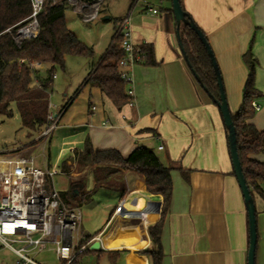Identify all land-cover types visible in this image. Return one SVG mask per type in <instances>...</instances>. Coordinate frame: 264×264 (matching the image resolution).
<instances>
[{"label":"crops","instance_id":"0c3cea01","mask_svg":"<svg viewBox=\"0 0 264 264\" xmlns=\"http://www.w3.org/2000/svg\"><path fill=\"white\" fill-rule=\"evenodd\" d=\"M180 1L213 50L233 113L240 106L247 77L242 55L253 40L258 61L255 83L261 96L255 100L260 109L250 122L264 131V0ZM139 2L143 12L134 10L130 14L132 39L137 45L153 47L156 64L144 59L129 69L133 104L118 109L96 86L99 92L90 93L93 101L89 99L82 119L59 125L70 106L67 102L56 128H80L75 133L83 143L89 137L95 148L117 149L124 157L138 147H151L164 165L172 167V198L161 234L162 264H248V213L233 172L220 111L183 56L171 13L172 0H157V4L133 0L132 4ZM28 147L11 150L20 152ZM78 150L81 148H73L75 156ZM259 157L264 159V153ZM67 163L71 170L72 161ZM125 183L126 194L117 203L122 204L121 211H115L116 205L94 233L83 230L86 224L82 222L81 232L83 238L92 236L85 242L92 240L89 249L98 240L100 249L126 250L115 264H151L142 251L153 246L148 228L161 218L163 196L148 191L144 180L134 174L126 173ZM103 189L107 195L119 197V192ZM135 192L153 195V209L141 207L140 197L132 195ZM253 194L257 218L255 264H264V200ZM123 233L136 238L135 246L125 242ZM9 250V264H14L15 254ZM31 255L42 264H63L50 245ZM81 264H110V260L106 254H89Z\"/></svg>","mask_w":264,"mask_h":264},{"label":"trees","instance_id":"16d2710c","mask_svg":"<svg viewBox=\"0 0 264 264\" xmlns=\"http://www.w3.org/2000/svg\"><path fill=\"white\" fill-rule=\"evenodd\" d=\"M68 8L70 6L67 0L55 4H52L51 0H45L44 8L38 17L39 35L36 38L25 40L21 47H17L10 33L1 32L30 14L31 1L0 0V115L10 117L12 115L11 104L15 103L21 122L28 128L30 135H39L48 123L49 99L55 68L64 67L65 58L68 55H93L92 48L68 28L65 20V11ZM171 13L173 14L172 10ZM115 28L116 22L114 32ZM180 33L192 68L199 75L201 83L219 99L217 78L204 45L188 26L183 25ZM252 42L253 40L242 55L247 68V77L242 88L241 103L238 110L231 114L236 129L237 151L244 177L253 197V193L256 192L264 200V159L259 157L264 153V131L259 130L250 122L256 113L252 102L261 96V91L255 83L258 61L253 53ZM141 48L146 62L156 64L153 60V47L146 44ZM123 55L121 42L119 38H115L114 34L111 45L86 79L87 82L96 85L118 109L134 99L127 94L126 82L119 74V60ZM34 62L41 63L45 68L44 72L38 67H31L30 64ZM214 104L216 105L215 102ZM74 160L79 170L84 171L85 175L71 183L70 191H60L61 197L69 206L80 207L78 202L88 201L95 190L103 187L119 192V199L123 198L127 190L126 173L142 178L148 191L163 196L161 218L148 228L153 246L151 249L142 251L149 256L151 264H162L161 234L172 198V167L164 165L156 150L151 147H138L124 157L117 149L95 148L89 137L85 139L83 148L76 151ZM61 169L65 173H70V165L67 161L62 162ZM180 170L186 173V170L182 168ZM89 172L93 177L94 188L86 191V174ZM74 189H78L79 193L75 194ZM132 195L140 197L141 207L147 205L148 209H153V195L136 192ZM75 200H77L76 204ZM150 218L152 219L153 215ZM90 237L92 236H84L79 246L88 241ZM124 252L126 250L87 248L77 253L69 264H81L82 259L89 254H106L110 264H115Z\"/></svg>","mask_w":264,"mask_h":264},{"label":"built area","instance_id":"2783aa9c","mask_svg":"<svg viewBox=\"0 0 264 264\" xmlns=\"http://www.w3.org/2000/svg\"><path fill=\"white\" fill-rule=\"evenodd\" d=\"M30 1V14L1 32L10 33L17 47H21L25 40L36 38L40 33L38 17L45 0ZM59 1L62 0H51V3ZM82 1V5L74 9L75 12L86 22L98 18V11L87 9L97 8L102 0ZM130 14L129 11L116 21L114 34L115 38H119L124 51L119 60V74L128 84L127 94L134 98L133 79L129 69L143 61L145 54L141 46L132 39ZM30 66L44 68L38 62L31 63ZM53 78H56V74H53ZM38 80L36 82L39 84ZM133 102L134 99L129 104ZM252 105L256 111L260 109L256 101ZM62 114L63 109L56 115L49 112L48 123L40 134L42 139L50 136ZM159 149H163V146H159ZM45 161L44 166H41L37 164L35 156L23 154L21 150L0 151V244L13 251L14 264H42L31 254L49 245L63 264H69L92 241L79 246L83 238L82 211L80 207L69 206L63 200L55 183V176L60 172L50 166L48 158ZM121 209L122 204H118L115 211L120 212Z\"/></svg>","mask_w":264,"mask_h":264},{"label":"rangeland","instance_id":"374dc122","mask_svg":"<svg viewBox=\"0 0 264 264\" xmlns=\"http://www.w3.org/2000/svg\"><path fill=\"white\" fill-rule=\"evenodd\" d=\"M149 1L157 4V0ZM67 2L70 8L65 11L66 24L82 42L92 48L93 55H68L65 58L64 67L57 66L55 68L56 79L53 80L50 94L49 112L56 115L67 102L70 105L59 125L70 120H72L71 123L79 122L82 119V113L87 110L89 99L92 100L90 93L99 92L96 85L83 81L111 45L115 22L124 17L129 10L130 12L134 10L143 12L140 2L136 6L132 4L133 0H102L97 8L87 9V11H98V18L86 22L74 10L82 5L83 1L67 0ZM104 16L110 18L105 20ZM127 88L128 84H126ZM10 108L12 110L10 117L0 115V151L29 144L30 148H22V153L35 156L37 164L41 166H44L45 159L49 157L50 166L60 172L55 176L56 188L60 191H70L71 183L85 175V172L80 171L75 163L73 151L74 147L82 149L84 146L82 137L75 133L81 129L59 127L54 129L48 138L42 139L41 133L39 135L29 134L28 128L21 122L15 103H12ZM33 142L35 143L31 145ZM67 160L72 161L70 171L75 174L62 171L61 164ZM78 171L79 174H76ZM86 179L85 190L90 191L94 188L91 172L86 174ZM118 200L119 197L107 195L106 191L100 188L94 191L88 201L78 202L83 214L82 222L86 224V228L83 230L94 233L101 229L107 215L117 205ZM74 202L76 204L77 200ZM11 256V251L0 245V264H9Z\"/></svg>","mask_w":264,"mask_h":264},{"label":"water","instance_id":"95a60500","mask_svg":"<svg viewBox=\"0 0 264 264\" xmlns=\"http://www.w3.org/2000/svg\"><path fill=\"white\" fill-rule=\"evenodd\" d=\"M172 11L173 16L176 21V34L179 42L180 49L183 53V56L191 69L193 75L195 76L196 80L200 83L202 88L207 92L208 96L216 103L222 119L224 123V127L227 131V140H228V147L230 152V158L232 162L233 172L239 184V187L242 192V196L244 198L246 210L248 213V226H249V249H248V264H255L256 258V246H257V218H256V207L254 197L250 191V188L246 182V179L243 174L241 162L238 156L237 151V139H236V129L234 126V122L232 119V114L228 105L224 84L222 80V75L213 53V50L204 34V32L199 28V26L194 22L191 16L182 8L180 0H172ZM109 16H104V19L108 18ZM183 25L188 26L191 28L199 37L200 41L204 45L207 54L210 58L211 64L214 69L215 76L217 78V84L219 87V99H217L202 83L199 75L197 72L192 68L191 63L188 60V57L185 53L183 42L181 38V27ZM75 194L79 193L78 189H74ZM100 247V241H95L90 248L91 249H98Z\"/></svg>","mask_w":264,"mask_h":264},{"label":"bare ground","instance_id":"6f19581e","mask_svg":"<svg viewBox=\"0 0 264 264\" xmlns=\"http://www.w3.org/2000/svg\"><path fill=\"white\" fill-rule=\"evenodd\" d=\"M141 232V231H140ZM124 234V233H123ZM141 234V233H140ZM123 239H127L125 242L130 246H135L136 238L129 235L128 233H125L124 236H122Z\"/></svg>","mask_w":264,"mask_h":264}]
</instances>
